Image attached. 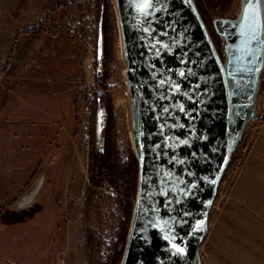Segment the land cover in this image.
I'll return each instance as SVG.
<instances>
[{"label":"rangeland","instance_id":"rangeland-1","mask_svg":"<svg viewBox=\"0 0 264 264\" xmlns=\"http://www.w3.org/2000/svg\"><path fill=\"white\" fill-rule=\"evenodd\" d=\"M14 2H20L16 9H12ZM243 2L232 0L221 18L237 22ZM0 3V12L10 7V16L15 20L9 18L16 21L11 25V38L21 34L15 41L10 63L0 67V264H91L86 235L92 232L99 239L101 256L105 258L108 251H113L111 244L116 241L119 217L115 193L107 186L97 190L94 202L86 206L89 153L91 147H101L104 135L102 123V137L96 143L97 94L104 93L100 99L102 122L110 101L121 161L134 154L133 130L137 123L136 110L130 103L115 2L108 0L107 4L112 35L109 63L102 67L96 61L100 15L94 0ZM262 3L264 7V0ZM59 8L60 13L55 14ZM213 19L206 29L219 57L225 61V42L215 34ZM62 20H67L72 30L66 33L68 53L61 35L67 26L63 27L66 23ZM20 25L25 27L14 30ZM44 32L59 40L50 42L37 36ZM22 118L24 122L35 121L36 125L25 124ZM36 130L42 136L37 151ZM246 156L238 158L244 162ZM236 157L228 166L210 211L212 226L230 203L221 210L217 208L222 206L223 195L230 187L232 193L234 188L239 171L228 176ZM24 174L30 177L24 180ZM35 187V198L25 203L24 198ZM206 238L199 252L200 259L205 258L209 264L210 245Z\"/></svg>","mask_w":264,"mask_h":264},{"label":"water","instance_id":"water-1","mask_svg":"<svg viewBox=\"0 0 264 264\" xmlns=\"http://www.w3.org/2000/svg\"><path fill=\"white\" fill-rule=\"evenodd\" d=\"M114 2L137 113L138 186L121 264H202L199 250L217 190L244 128L256 118L264 68L262 0H244L237 22L213 21L225 42L224 62L193 0ZM100 119L98 106L97 136Z\"/></svg>","mask_w":264,"mask_h":264},{"label":"crops","instance_id":"crops-1","mask_svg":"<svg viewBox=\"0 0 264 264\" xmlns=\"http://www.w3.org/2000/svg\"><path fill=\"white\" fill-rule=\"evenodd\" d=\"M13 4L12 9H16L20 2ZM12 9L4 7L1 9L3 12H0L1 68L10 63L9 57L14 54L15 41L21 35L19 33L14 39L11 38L13 28L11 25L16 22L12 21L15 18L12 19L10 16ZM60 11L59 8L55 14L60 13ZM55 19L57 22L59 21L58 16ZM62 21L66 23L63 24V27L67 26L62 30L61 35L66 40L65 48L68 53L69 42L66 39V33L72 32V30L67 20ZM22 27L25 26L20 25L14 30H22ZM37 36L46 38L50 42L59 40L56 37L48 36L47 32L37 34ZM48 53V51L44 52L45 55ZM22 120L24 122L25 118ZM24 123L36 125L35 121ZM36 135L34 147L37 151V147L41 148V131L36 130ZM37 141L40 142L39 146H37ZM29 175L24 174V180ZM206 240L210 245L209 264H264V126L242 164L231 193L230 203L217 216L215 225L210 224ZM201 263L207 264L205 258L201 257Z\"/></svg>","mask_w":264,"mask_h":264},{"label":"trees","instance_id":"trees-1","mask_svg":"<svg viewBox=\"0 0 264 264\" xmlns=\"http://www.w3.org/2000/svg\"><path fill=\"white\" fill-rule=\"evenodd\" d=\"M98 15L102 18V39H103V59L99 63L100 67L109 63V52L111 43V24L109 21V10L107 7L108 0H94ZM194 5L205 24H211L212 19L221 18L225 14L232 0H193ZM99 18V19H100ZM29 32V31H26ZM106 73V71H105ZM107 75V74H106ZM104 80H107L106 77ZM103 80V81H104ZM105 82V81H104ZM104 95V93H103ZM97 108L100 107V94H97ZM108 101L106 115L104 121H100V134L102 123H104L103 137L96 134V143L101 139V147L95 150L91 147L88 159V183L86 189V206L90 207V203L94 202L97 190L104 189L105 186L111 188L114 193V200L119 210L117 220L116 241L111 244L113 251H108L105 258L101 256V243L99 239L89 232L86 235L89 258L91 264H121L124 249L127 243V238L132 221L134 205L136 201L137 186H138V164L134 154L128 156L126 161H121L116 148V128L111 113V105ZM97 115V109H96ZM101 115V110H100ZM102 119V116H101ZM100 119V120H101ZM96 126V121H95ZM96 132V127H95ZM233 157H231V162ZM230 162V163H231ZM121 248L120 252L118 251ZM90 254L92 256H90Z\"/></svg>","mask_w":264,"mask_h":264},{"label":"built area","instance_id":"built-area-1","mask_svg":"<svg viewBox=\"0 0 264 264\" xmlns=\"http://www.w3.org/2000/svg\"><path fill=\"white\" fill-rule=\"evenodd\" d=\"M255 114H256V118L250 121L244 128L238 140V143L236 144V147L233 151V154H232L233 158H234V155L237 156L236 158H238V155H243V156L248 155V153L250 152V150L252 149L255 143L256 138L258 137L260 131L262 130V127L264 126V68L260 74V89H259L257 99H256ZM239 143H242V144L240 145L238 149ZM234 163H235V166L233 167L232 170H230L228 178L232 177L237 171H240L242 164H243L240 157L237 160H235ZM228 170L229 168H227L226 172L224 173L222 177L223 183L225 180L224 176L226 175ZM238 174L239 173H237L236 175L235 182L238 177ZM222 180L220 183H222ZM220 185H219V188H220ZM230 190H231V187H230ZM230 190L228 193L223 195L222 199L224 201L222 203V206L220 208L217 206L219 210H221V208L224 207L230 201V198H231ZM218 195L219 194L217 190L216 198L218 197ZM214 204H215V201L211 207V210L214 208Z\"/></svg>","mask_w":264,"mask_h":264},{"label":"flooded vegetation","instance_id":"flooded-vegetation-1","mask_svg":"<svg viewBox=\"0 0 264 264\" xmlns=\"http://www.w3.org/2000/svg\"><path fill=\"white\" fill-rule=\"evenodd\" d=\"M222 62H224V61L222 60ZM99 93H101V92H99ZM100 96H101V98H102L103 93L100 94ZM101 98H99V100H100ZM37 188H38V187H35V190L32 189V192H31V193H28V195L26 194L27 196L24 198V199H25V203H26L27 201L31 200L32 198H35V196H36L35 193H37V192H36ZM33 196H34V197H33ZM31 197H32V198H31ZM24 209H25V208H24ZM24 209H23V210H24ZM23 210H22V211H23Z\"/></svg>","mask_w":264,"mask_h":264},{"label":"snow or ice","instance_id":"snow-or-ice-1","mask_svg":"<svg viewBox=\"0 0 264 264\" xmlns=\"http://www.w3.org/2000/svg\"><path fill=\"white\" fill-rule=\"evenodd\" d=\"M177 251H180V249H177Z\"/></svg>","mask_w":264,"mask_h":264}]
</instances>
